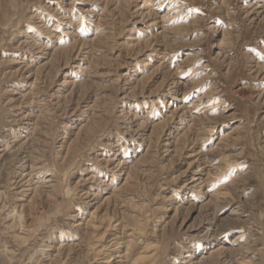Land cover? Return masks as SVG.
<instances>
[{
    "label": "rangeland",
    "instance_id": "1",
    "mask_svg": "<svg viewBox=\"0 0 264 264\" xmlns=\"http://www.w3.org/2000/svg\"><path fill=\"white\" fill-rule=\"evenodd\" d=\"M111 255L264 264V0H0V264Z\"/></svg>",
    "mask_w": 264,
    "mask_h": 264
},
{
    "label": "bare ground",
    "instance_id": "2",
    "mask_svg": "<svg viewBox=\"0 0 264 264\" xmlns=\"http://www.w3.org/2000/svg\"><path fill=\"white\" fill-rule=\"evenodd\" d=\"M93 2V1H92ZM171 2V1H170ZM60 3V2H59ZM58 3V4H59ZM119 3V2H118ZM68 4V3H67ZM107 4V3H106ZM135 4V3H134ZM263 4V3H262ZM251 5V4H250ZM120 7V6H119ZM177 7V6H176ZM179 8H181V7H179ZM63 9V8H62ZM162 9V8H161ZM172 9V8H171ZM170 9V10H171ZM178 9V8H177ZM176 9V10H177ZM173 10V9H172ZM183 10V9H182ZM56 12V11H55ZM176 12V11H175ZM169 13H172V12H168L167 14H169ZM93 14V13H92ZM39 15V14H38ZM58 17V16H57ZM169 17H170V15H169ZM175 17V16H174ZM64 18V17H63ZM66 18V17H65ZM180 18V17H179ZM60 19V18H59ZM61 19H62V17H61ZM68 19V18H67ZM185 19V18H184ZM71 20H73V19H71ZM81 20V19H80ZM162 20V19H161ZM160 20V21H161ZM62 21V20H61ZM172 23V22H171ZM183 23V22H182ZM87 24V23H86ZM166 24V23H165ZM174 24V23H173ZM61 25V24H60ZM93 25V24H92ZM190 25V24H189ZM173 26V25H172ZM39 27V26H38ZM79 28V27H78ZM167 28V27H166ZM175 29V28H174ZM177 29V28H176ZM43 31V30H42ZM78 31V30H77ZM180 31V30H179ZM189 32V31H188ZM71 33V32H70ZM168 33V32H167ZM48 34V33H47ZM68 34V33H67ZM70 35V34H69ZM73 36V35H72ZM51 37V36H50ZM54 37V36H53ZM76 37V36H75ZM46 40V39H45ZM173 40H175V39H173ZM49 41V40H48ZM78 41V40H77ZM81 41H82V39H81ZM86 42V41H85ZM164 42V41H163ZM176 42V41H175ZM27 43V42H26ZM84 43V42H83ZM180 43V42H179ZM21 44V43H20ZM30 44H31V42H30ZM40 44V43H39ZM73 44V43H72ZM78 45V44H77ZM76 45V46H77ZM92 45V44H91ZM167 45V44H166ZM25 46V45H24ZM27 46V45H26ZM34 46V45H33ZM85 46V45H84ZM27 47H29V46H27ZM37 47V46H36ZM166 47V46H165ZM30 48V47H29ZM82 48V47H81ZM177 48V47H176ZM31 49H32V47H31ZM20 50V49H19ZM41 51V50H40ZM34 52V51H33ZM42 52H43V50H42ZM138 52V51H137ZM149 52V51H148ZM38 53V52H37ZM41 54V53H40ZM75 54V53H74ZM136 54V53H135ZM138 54V53H137ZM121 55V54H120ZM132 55V54H131ZM124 56V55H123ZM197 57H198V55H197ZM199 58V57H198ZM73 59V58H72ZM188 59V58H187ZM39 60V59H38ZM258 60V59H257ZM74 64V63H73ZM30 66V65H29ZM181 74V73H180ZM184 75V74H183ZM173 83V82H172ZM57 88V87H56ZM193 89V88H192ZM52 91V90H51ZM54 91V90H53ZM48 94V93H47ZM164 95V94H163ZM178 99V98H177ZM173 104V103H172ZM175 108V107H174ZM204 108V107H203ZM184 110V109H183ZM39 111V110H38ZM190 112V111H189ZM178 114V113H177ZM199 116V115H198ZM223 117V116H222ZM185 118V117H184ZM47 120V119H46ZM170 120H171V118H170ZM53 121V120H52ZM171 121H173V120H171ZM188 121V120H187ZM198 122V121H197ZM196 122V123H197ZM144 124V123H143ZM209 125V124H208ZM206 127V126H205ZM83 128H85V126L83 127ZM200 128V127H199ZM208 128V127H207ZM180 130V129H179ZM208 130V129H207ZM195 132V131H194ZM48 133V132H47ZM189 135V134H188ZM159 137V136H158ZM161 139V138H160ZM205 141V140H204ZM48 142V141H47ZM31 143V142H30ZM37 143V142H36ZM178 143V142H177ZM27 144V143H26ZM46 144V143H45ZM32 145V144H31ZM47 145V144H46ZM43 146V145H42ZM168 145H166V147H167ZM121 147V146H120ZM169 147V146H168ZM167 149V148H166ZM171 149V148H170ZM169 149V150H170ZM203 149V148H202ZM32 151V150H31ZM30 151V152H31ZM115 151V150H114ZM171 151V150H170ZM37 153V152H36ZM171 153V152H170ZM26 154V153H25ZM204 154V153H203ZM35 157V156H34ZM39 157H40V155H39ZM109 159V158H108ZM3 160V159H2ZM129 160V159H128ZM22 161H23V163H22V166L25 168V166H27L29 163H30V157H28V156H23L22 157ZM113 162V161H112ZM32 163V162H31ZM105 163V162H104ZM121 163V162H120ZM37 164H38V162H37ZM123 164V163H122ZM103 165V164H102ZM119 165V164H118ZM14 166V165H13ZM32 166H34V165H32ZM35 170L37 169V171L38 170H40L41 171V169H43V168H34ZM116 170V169H115ZM210 170V169H209ZM28 171V170H27ZM33 171V170H32ZM39 171V172H40ZM199 171V170H198ZM17 172V171H16ZM26 172V171H25ZM30 172V171H29ZM190 172V171H189ZM33 173V172H32ZM35 173H36V171H35ZM34 173V174H35ZM39 174V173H38ZM26 176H27V174H26ZM29 176V175H28ZM186 176H188V175H186ZM41 177V176H40ZM198 177V176H197ZM200 177V176H199ZM28 178V177H27ZM116 178V177H115ZM25 177L23 176L22 178H21V181L20 182H18V190L19 189H21V191H19L18 192V194H24V193H26L27 191H28V189H26V187L25 186H27V185H30L29 183L27 184H25ZM36 181V180H35ZM53 182H54V180L53 179H51V178H48L47 179V181H46V184H47V187L48 188H50V187H52L53 186ZM194 182V181H193ZM197 182V181H196ZM201 185V184H200ZM28 187V186H27ZM31 186H29V188H30ZM54 187V186H53ZM22 188H24V189H22ZM38 190H41V189H39L38 188ZM37 189H35L34 191H38ZM43 190V189H42ZM44 191V190H43ZM45 192V191H44ZM41 194V193H40ZM23 196V195H22ZM91 196H92V194H91ZM88 197H90L89 195H88ZM89 200V199H88ZM170 201V200H169ZM5 202V201H4ZM10 208V207H9ZM10 222H11V220H10ZM204 223V222H203ZM216 227V226H215ZM112 228V227H111ZM74 229V228H73ZM209 229V228H208ZM119 230V229H118ZM139 230V229H138ZM115 232V231H114ZM197 233V232H196ZM54 235V234H53ZM124 235V234H123ZM185 235V234H184ZM67 237V236H66ZM88 237V236H87ZM211 237V236H210ZM58 239V238H57ZM113 241V240H112ZM111 241V242H112ZM124 241V240H123ZM102 242V241H101ZM105 242V241H104ZM110 242V243H111ZM115 242V241H114ZM57 243V242H56ZM109 243V244H110ZM107 245V244H106ZM113 245H114V243H113ZM71 248V247H70ZM102 248H104V247H102ZM221 249V248H220ZM223 254H225L224 252H222L220 255H223ZM101 255H103V254H101ZM64 258V257H63ZM124 258V257H123ZM106 259V258H105ZM108 259H109V261L108 262H104L105 264H107V263H110V262H112V260H113V256L111 255V256H109L108 257ZM115 259H116V257H115ZM223 259V258H222ZM49 260V259H48ZM32 261V260H31ZM98 262V261H97ZM113 263L114 264H118V262H116V260H114L113 261ZM120 263H122V262H119V264ZM110 264H112V263H110Z\"/></svg>",
    "mask_w": 264,
    "mask_h": 264
}]
</instances>
